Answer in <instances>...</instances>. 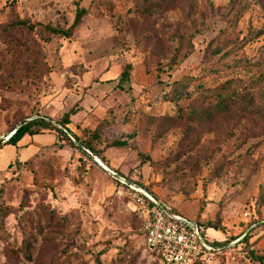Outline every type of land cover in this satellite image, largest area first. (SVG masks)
<instances>
[{
	"label": "rangeland",
	"instance_id": "obj_1",
	"mask_svg": "<svg viewBox=\"0 0 264 264\" xmlns=\"http://www.w3.org/2000/svg\"><path fill=\"white\" fill-rule=\"evenodd\" d=\"M79 9L70 39L45 31L70 28ZM263 29L264 0H0V144L22 122L57 125L74 107L68 127L79 137L0 147L3 162L27 161L0 174V264H160L83 144L209 227L207 241L224 244L213 264H257L248 250L264 257ZM182 79L190 97L169 102ZM230 97L252 113L217 111ZM118 141L127 146L110 147Z\"/></svg>",
	"mask_w": 264,
	"mask_h": 264
},
{
	"label": "built area",
	"instance_id": "obj_2",
	"mask_svg": "<svg viewBox=\"0 0 264 264\" xmlns=\"http://www.w3.org/2000/svg\"><path fill=\"white\" fill-rule=\"evenodd\" d=\"M99 165L108 172L119 194L128 200L141 223L146 252L158 256L160 264H213L223 254V247L214 240L207 241L208 229L174 212L143 187Z\"/></svg>",
	"mask_w": 264,
	"mask_h": 264
},
{
	"label": "trees",
	"instance_id": "obj_3",
	"mask_svg": "<svg viewBox=\"0 0 264 264\" xmlns=\"http://www.w3.org/2000/svg\"><path fill=\"white\" fill-rule=\"evenodd\" d=\"M86 14H87V12L85 9H79L76 13L74 22L70 28L64 30V29H55V28H51L49 26H46L45 31L49 34V36H52V37L70 39L74 35L75 31L81 25L82 19L86 16ZM22 25L23 26L26 25V27L31 31L33 30V27L28 25V24L23 23ZM262 35H264V29L261 30L257 34V37H260ZM131 68H132L131 65H128L125 68V70L122 72L121 76L116 81L115 86L113 88L114 90L120 88L122 83L128 82L130 80ZM109 81H111V80H109ZM189 89H190L189 80L188 79H182L181 81L174 84L173 89L171 91V94L168 97V101L171 103H175V104L181 103L182 101H184L185 99L190 97L191 93H190ZM241 103L239 101L235 100L234 98L230 97V98H226V99H223V100L216 102L215 107H216L217 111H219V112H222L223 110H227V109H229L230 106H232L236 109H239L243 113H252L253 108L250 105H248V104L243 105ZM77 112H78V109L76 107H74L71 110H69L62 117V119L57 124L58 126L61 127V129L58 128L57 125H52L51 121L47 120L45 118L34 119V120L29 121V122L24 121V122H22V124L18 128H15L11 131L12 133L14 132L13 135L8 139L7 142L3 143V145H12V146L18 148L19 143H21L24 138L38 136V135H44L46 133H49V134L56 133L58 135V137L59 136L61 137L63 135L67 136L66 134H69L74 140L79 142V137L77 135H75L68 127L70 125L71 117L75 116L77 114ZM3 145L0 144V147ZM126 146H127V141H118V142H114L113 144H111L110 147L124 148ZM82 147L85 150H87L88 153H90L91 155L93 154L96 157H100V159L104 163H107L106 157L103 154H101V152L95 151L89 144H83ZM26 162L27 161L18 162V163L23 164ZM153 196H154V194H153ZM140 226H141V223H140ZM200 226H202V225H200ZM202 227H204V226H202ZM39 229H41V225L39 226ZM205 229H209V227L208 228L205 227ZM213 230L215 231V229H213ZM42 231H43V228H42ZM36 235L43 236V232H37ZM27 239L28 238H25L24 245H26L27 248H30L31 243ZM215 244L217 246H220V247H223V245H224V244L219 243V242H215ZM145 251H146V249H145ZM248 253H249L250 258L254 262H256L257 264H264V257L257 255L254 252V250H252L250 248L248 250ZM149 255L155 257L159 262L158 256L151 255V254H149Z\"/></svg>",
	"mask_w": 264,
	"mask_h": 264
},
{
	"label": "crops",
	"instance_id": "obj_4",
	"mask_svg": "<svg viewBox=\"0 0 264 264\" xmlns=\"http://www.w3.org/2000/svg\"><path fill=\"white\" fill-rule=\"evenodd\" d=\"M28 139L27 138H24L23 139V141L21 142V143H19V145H18V148H14L15 150H19V148H24L25 147V145H26V143H28ZM4 146H6V145H4ZM14 149H11V151H14V153H15V150ZM30 157H32V156H29L28 158H27V160L30 158ZM16 161H18V162H23V159L21 160V159H16V157H14L13 155H7L6 156V158H5V160H4V162L2 161V159H0V174L1 173H5V172H7L12 166H13V164L16 162ZM210 230V229H209ZM208 230V231H209ZM213 231V230H212ZM215 240H217L218 241V239H215Z\"/></svg>",
	"mask_w": 264,
	"mask_h": 264
},
{
	"label": "water",
	"instance_id": "obj_5",
	"mask_svg": "<svg viewBox=\"0 0 264 264\" xmlns=\"http://www.w3.org/2000/svg\"><path fill=\"white\" fill-rule=\"evenodd\" d=\"M14 133V132H13ZM13 133L10 135V137L13 135ZM9 137V138H10ZM79 149L81 150V151H83V152H86V153H88L82 146H79ZM94 162L95 163H97L98 164V162H97V160L96 159H94ZM99 165V164H98ZM112 171V170H111Z\"/></svg>",
	"mask_w": 264,
	"mask_h": 264
},
{
	"label": "bare ground",
	"instance_id": "obj_6",
	"mask_svg": "<svg viewBox=\"0 0 264 264\" xmlns=\"http://www.w3.org/2000/svg\"><path fill=\"white\" fill-rule=\"evenodd\" d=\"M97 162H98V164H100L98 160H97ZM102 165H103V164H102ZM103 166H104V165H103Z\"/></svg>",
	"mask_w": 264,
	"mask_h": 264
}]
</instances>
